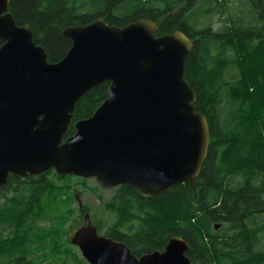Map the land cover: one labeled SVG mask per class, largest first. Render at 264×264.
Masks as SVG:
<instances>
[{
    "label": "trees",
    "instance_id": "obj_1",
    "mask_svg": "<svg viewBox=\"0 0 264 264\" xmlns=\"http://www.w3.org/2000/svg\"><path fill=\"white\" fill-rule=\"evenodd\" d=\"M10 10L18 25L30 24L50 62L63 59L72 46L65 27L100 17L121 27L151 19L158 36L186 33L194 46L184 77L197 93L195 110L207 117L210 129L202 169L194 182L149 197L120 185L102 202L117 213L114 224L104 229L93 223L137 256L164 250L179 236L188 242L193 264H264V0H11ZM109 86L105 82L79 100L66 137L102 105ZM72 177L54 169L39 176L9 175L0 187V264H34L35 237L44 230L59 234L57 225L70 214L47 219L49 204L63 200L61 181ZM76 211L69 232L91 208ZM80 264L90 263L82 257Z\"/></svg>",
    "mask_w": 264,
    "mask_h": 264
},
{
    "label": "water",
    "instance_id": "obj_2",
    "mask_svg": "<svg viewBox=\"0 0 264 264\" xmlns=\"http://www.w3.org/2000/svg\"><path fill=\"white\" fill-rule=\"evenodd\" d=\"M10 8L11 0H0V187L10 174L39 176L51 169L96 178L103 188L127 184L144 197L195 181L210 129L184 77L194 46L186 33L158 36L151 19L121 27L100 17L65 27L72 46L50 62L30 24L18 25ZM105 82L107 99L66 137L79 100ZM83 217L70 241L90 264H193L182 237L137 256L100 234L90 212Z\"/></svg>",
    "mask_w": 264,
    "mask_h": 264
},
{
    "label": "rangeland",
    "instance_id": "obj_3",
    "mask_svg": "<svg viewBox=\"0 0 264 264\" xmlns=\"http://www.w3.org/2000/svg\"><path fill=\"white\" fill-rule=\"evenodd\" d=\"M249 14V10H245V14ZM217 16L213 19L217 20ZM219 22L215 25L217 26ZM78 176L62 180L63 183L60 187L63 191V200L54 201L52 200L49 204V216L50 219L55 214H64L68 211L70 219L62 224L59 223L56 227L58 235L54 236L53 233H49L48 230L40 231V233L34 239L35 249L32 253L34 264H80L82 257L81 250L78 246L69 242L68 239L71 237L69 232V222L72 217H77L76 209H80V202L84 206L91 208L92 220L94 223L101 224L104 229L112 226L117 219V213L104 208L103 200L111 198L117 187L103 188L99 185L95 178H84L79 179ZM64 185V186H63ZM68 187V189H66ZM67 192L68 194H66ZM74 195L75 200L71 199V195ZM66 199V200H64ZM69 200V202H68ZM49 203V202H48ZM73 210L70 213L69 210ZM84 221V217H83ZM47 225L49 224L46 222ZM54 231V230H53ZM85 258V257H84ZM86 259V258H85Z\"/></svg>",
    "mask_w": 264,
    "mask_h": 264
},
{
    "label": "flooded vegetation",
    "instance_id": "obj_4",
    "mask_svg": "<svg viewBox=\"0 0 264 264\" xmlns=\"http://www.w3.org/2000/svg\"><path fill=\"white\" fill-rule=\"evenodd\" d=\"M96 179V178H95ZM83 208H84V206H83Z\"/></svg>",
    "mask_w": 264,
    "mask_h": 264
},
{
    "label": "bare ground",
    "instance_id": "obj_5",
    "mask_svg": "<svg viewBox=\"0 0 264 264\" xmlns=\"http://www.w3.org/2000/svg\"><path fill=\"white\" fill-rule=\"evenodd\" d=\"M115 226V225H114Z\"/></svg>",
    "mask_w": 264,
    "mask_h": 264
}]
</instances>
